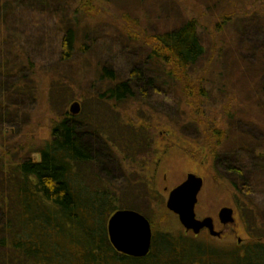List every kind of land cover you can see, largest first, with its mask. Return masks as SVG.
Returning a JSON list of instances; mask_svg holds the SVG:
<instances>
[{
    "label": "trees",
    "instance_id": "obj_1",
    "mask_svg": "<svg viewBox=\"0 0 264 264\" xmlns=\"http://www.w3.org/2000/svg\"><path fill=\"white\" fill-rule=\"evenodd\" d=\"M54 1L0 0V127L20 126L28 107L39 100L34 77L42 68L40 60L56 55L55 63L45 68L52 74L46 106L56 121L50 137L26 151L30 157L38 154V160L0 157V264H264V136L254 139L259 147L228 152L223 145L235 136L226 120L210 129L209 158L215 170L232 173L227 183L236 192L235 209L250 236L232 250L218 249L188 232L158 231L132 205L131 199L149 202L157 197H149L148 187L136 189L141 175L131 176L128 185L125 179L118 183L99 174L104 161L143 167L153 152L149 126L138 116H127V105H156L160 87H166L174 111L206 97L202 79L190 74L204 52L196 22L144 35L145 60L140 57L138 67L128 68L125 76L98 60L92 66L96 75L88 79L83 70L91 67L95 41L82 27L85 5L68 0L53 11ZM38 12L48 17V25L44 33L31 29L29 36L28 24L35 19L27 14L37 17ZM76 52L79 64L73 61ZM156 70L159 81L144 76ZM182 96L187 105L173 98ZM77 101L80 112L72 116L67 106ZM223 112L233 119L230 111ZM256 129L264 134L263 127ZM82 135L95 140L101 157L82 146ZM222 159L229 167L219 165ZM159 207L163 209L162 203ZM117 210H133L150 223L152 244L142 259L118 254L108 242L106 225Z\"/></svg>",
    "mask_w": 264,
    "mask_h": 264
},
{
    "label": "rangeland",
    "instance_id": "obj_2",
    "mask_svg": "<svg viewBox=\"0 0 264 264\" xmlns=\"http://www.w3.org/2000/svg\"><path fill=\"white\" fill-rule=\"evenodd\" d=\"M65 1L68 0L54 1L53 4L57 5H53L52 10L57 6L63 8ZM79 3L85 5V12L80 15L85 22L82 27L86 33H91L96 49L94 52L91 50L88 60L91 67L89 65L83 70L88 79L96 75L93 67L98 60L112 65L125 76L127 69L138 67L137 62L147 53L144 35L176 31L189 21L196 22L204 52L202 59L194 68L191 67L190 74L193 79H202L206 97L190 101L183 110L186 114L174 111L170 104L171 96L165 94L168 93L166 87L159 88L153 102L156 105H127V116L134 120L138 116L141 123L149 126L153 152L143 167L114 166L104 161L99 174L118 183L125 179L124 183L128 185L131 176L141 175L143 180L137 183L136 189L148 187L152 189L149 197H157L149 202L144 197L131 199L133 207L146 214L158 231L174 234L185 230L178 217L166 209L168 193L182 184L187 175L197 176L202 179L203 187L198 195L195 216L198 219L211 217L215 230L222 231L221 238H213L206 231L198 234L197 238L211 241V245L218 249L232 250L238 245V240L240 245L244 244L250 236L235 209L236 192L227 183L231 181L232 173L229 175L224 170L214 169L208 146L211 142L209 134L222 126L221 120H226V128L235 136L223 145L228 152L259 147L254 139L264 136L256 129L264 128V0H89L87 5L85 0H77L76 4ZM39 14L37 17L27 14V17L35 19V23L31 21L28 24L29 36L33 35L31 29L36 34L46 30L48 17L42 12ZM74 58L73 61L79 64V52ZM55 60V54L48 62L40 60L42 68H38L34 77L39 100L28 107L29 112L22 117L20 126L0 127V157L3 159L20 161L29 157L38 160V154L30 157L26 151L31 146L44 143L56 121L46 106L52 74L45 71ZM144 76L158 80L160 74L156 70L146 72ZM173 98L187 105L185 96L181 100ZM223 108L234 115L233 119H228ZM242 131H245V136ZM80 141L93 156L101 157L95 140L82 135ZM219 165L229 167L230 163L222 159ZM238 165L239 168L244 166L242 161ZM160 203L163 209H160ZM223 207L233 209L232 225L219 224L217 213ZM261 229L264 230V219Z\"/></svg>",
    "mask_w": 264,
    "mask_h": 264
},
{
    "label": "water",
    "instance_id": "obj_3",
    "mask_svg": "<svg viewBox=\"0 0 264 264\" xmlns=\"http://www.w3.org/2000/svg\"><path fill=\"white\" fill-rule=\"evenodd\" d=\"M69 107V113L72 116L79 114L81 108L79 103L73 102ZM202 187L201 178L187 175L182 184L168 193L165 202L166 209L178 217V221L185 231L198 236L205 229L211 237L221 238V232L215 230L211 217L198 219L195 216L197 199ZM217 215L218 222L222 226L234 223L232 208L223 207ZM106 231L108 242L116 253L137 259H142L150 253L152 229L143 215L133 210H117L108 218ZM238 243H240L239 240Z\"/></svg>",
    "mask_w": 264,
    "mask_h": 264
},
{
    "label": "flooded vegetation",
    "instance_id": "obj_4",
    "mask_svg": "<svg viewBox=\"0 0 264 264\" xmlns=\"http://www.w3.org/2000/svg\"><path fill=\"white\" fill-rule=\"evenodd\" d=\"M206 230L204 229V230H202L200 233H202V232H205ZM207 232V231H206ZM241 243H238V245H240Z\"/></svg>",
    "mask_w": 264,
    "mask_h": 264
}]
</instances>
